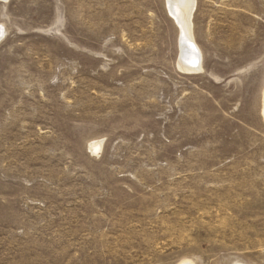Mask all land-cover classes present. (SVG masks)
Returning <instances> with one entry per match:
<instances>
[{
  "label": "rangeland",
  "instance_id": "rangeland-1",
  "mask_svg": "<svg viewBox=\"0 0 264 264\" xmlns=\"http://www.w3.org/2000/svg\"><path fill=\"white\" fill-rule=\"evenodd\" d=\"M190 21L0 0V264H264V0Z\"/></svg>",
  "mask_w": 264,
  "mask_h": 264
},
{
  "label": "bare ground",
  "instance_id": "bare-ground-1",
  "mask_svg": "<svg viewBox=\"0 0 264 264\" xmlns=\"http://www.w3.org/2000/svg\"><path fill=\"white\" fill-rule=\"evenodd\" d=\"M170 15L179 28L178 67L186 72L199 70V51L191 35V13L195 0H166ZM262 116L264 119V90L262 96ZM98 143H91V151L97 149Z\"/></svg>",
  "mask_w": 264,
  "mask_h": 264
}]
</instances>
